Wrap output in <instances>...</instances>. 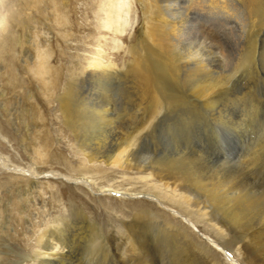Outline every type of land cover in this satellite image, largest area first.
Returning <instances> with one entry per match:
<instances>
[{
	"label": "bare ground",
	"instance_id": "6f19581e",
	"mask_svg": "<svg viewBox=\"0 0 264 264\" xmlns=\"http://www.w3.org/2000/svg\"><path fill=\"white\" fill-rule=\"evenodd\" d=\"M183 1L135 0L139 22L121 42L130 23L129 0H97L100 34L80 70L82 84L91 82L88 90L72 76L61 86L50 50L40 47L39 90L82 157L76 167L63 157L55 160L83 176L48 174L123 199L142 195L156 205L111 228L108 239L78 211L45 220L36 248L20 263L80 264L73 257L81 243L80 219L91 256L102 253V235L105 258L132 246L134 256L122 264H264V0ZM52 3L56 27L69 25L66 9ZM5 21L0 18L1 32ZM107 35L114 37L110 43ZM123 46L120 63L108 58V47ZM117 79L128 88L121 103L112 88ZM112 132L117 135L110 139ZM4 133L0 123V138L8 143ZM103 166L143 190L97 186L87 174ZM13 170L28 179L24 202L31 203L40 170Z\"/></svg>",
	"mask_w": 264,
	"mask_h": 264
},
{
	"label": "rangeland",
	"instance_id": "374dc122",
	"mask_svg": "<svg viewBox=\"0 0 264 264\" xmlns=\"http://www.w3.org/2000/svg\"><path fill=\"white\" fill-rule=\"evenodd\" d=\"M52 1L54 0H44L42 4H39L38 0H3L0 6V18L4 17L6 20L5 27L2 32L0 31V123L9 140L7 143L0 138V158H2L0 159V248L5 254L3 264H26V262L20 263L23 260L21 255L31 254L30 252L36 248V239L43 230V222L50 218L67 215L72 210L81 212L86 216L87 225H96L108 239L111 228L117 230L121 221L132 220L139 211L150 210L153 204L156 205V202L151 203L149 198L142 195H139V198L123 199L118 195L101 194V191L94 192L90 188L76 184L80 181H66L63 176L58 179L52 177V172H59L74 179L82 178L79 177L83 176L82 172L60 160H55L57 157H63L70 160L76 167L82 157L76 150L73 136L56 117L59 112L56 108L53 112L49 111L45 95L39 90L41 83L36 75V68L40 47L45 45L44 47L50 50L51 67L61 71L59 76L61 86L69 82V76H72L75 77L74 84L81 85L80 89L88 90L92 87L91 82L86 81L82 84L80 70L84 67L85 59L90 52H94L95 40L100 34L95 30L98 20L94 12L99 9L97 0H55L60 4L61 10L66 9L64 13L70 21L69 25L57 27L55 17L53 18L55 14L52 12L54 5ZM183 4L189 5L185 1ZM12 12L16 14L14 19H12ZM139 19V5L135 0H129L128 21L130 23L120 38L121 42L134 33ZM89 27L93 31H90ZM112 38H114L112 35H107V43H110ZM106 52L108 58L120 63L124 46L119 51L108 47ZM112 88L115 90L114 94L118 93V96L115 95L116 101L121 103L127 95L128 88L120 79L115 80ZM107 134H110V139L117 135L114 132ZM46 135L49 137V144L47 149H43L41 145ZM43 150L45 154L41 156L40 151ZM14 167L26 170L29 167H35L40 170L36 180L38 187L34 189L31 203L24 202L27 197L25 193L29 187L28 179L19 172H14ZM100 170V174H87L89 179L95 181L99 187L110 183L123 185L133 194L143 190L142 185L136 181H125L124 179L129 176L126 175L123 179V174L115 168L103 166ZM157 204L160 209L163 208L159 203ZM79 224L82 228L80 219L78 227ZM80 228L78 229L81 243L79 240L80 244L77 247L79 251L76 248L73 252L74 259L76 257L75 262L80 258V262L77 261L80 264L82 262V264H122L124 258L130 259L134 256L131 251L132 246H126L111 252L105 258L104 235L98 241L100 245L97 242L98 251L102 250V253L91 256L86 248L88 242L84 243L85 240L81 239L83 230L81 231ZM226 249L231 252L228 248ZM221 255L225 261V255ZM84 259L87 263H84Z\"/></svg>",
	"mask_w": 264,
	"mask_h": 264
}]
</instances>
